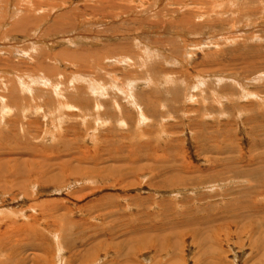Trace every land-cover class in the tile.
<instances>
[{
    "label": "rangeland",
    "instance_id": "1",
    "mask_svg": "<svg viewBox=\"0 0 264 264\" xmlns=\"http://www.w3.org/2000/svg\"><path fill=\"white\" fill-rule=\"evenodd\" d=\"M49 259L264 264V0H0V264Z\"/></svg>",
    "mask_w": 264,
    "mask_h": 264
},
{
    "label": "bare ground",
    "instance_id": "2",
    "mask_svg": "<svg viewBox=\"0 0 264 264\" xmlns=\"http://www.w3.org/2000/svg\"><path fill=\"white\" fill-rule=\"evenodd\" d=\"M104 7V6H103ZM101 9V8H100ZM184 20V19H183ZM75 43V42H74ZM66 67V66H65ZM37 82V81H36ZM95 82V81H94ZM88 84V83H87ZM88 85H90V86H93V84L91 85V84H88ZM95 85V84H94ZM25 87V86H24ZM89 87V86H88ZM97 87V86H96ZM91 88V87H90ZM27 89V88H26ZM90 90V89H89ZM93 92V91H92ZM60 93V92H59ZM3 106V105H2ZM5 111V110H4ZM15 160V159H14ZM17 161V160H16ZM17 169V168H16ZM6 173V172H5ZM8 175V174H7ZM17 186V185H16ZM9 237V236H8ZM20 241V240H19ZM40 247V246H39ZM48 247V246H47ZM41 249H43L42 248V246L40 247ZM61 250V249H60ZM49 252V251H48ZM62 254H63V252H61L60 254H59V256L61 257L62 256ZM48 255V254H47ZM57 255V254H56ZM64 256V255H63ZM55 257H57V256H55ZM44 260H46L45 258H43ZM58 259H59V257H58ZM47 261V260H46ZM63 261V260H62ZM69 261V260H68ZM50 262V259H49V261H48V264H52V263H49ZM40 263V262H39ZM60 263V262H59ZM69 264V263H68Z\"/></svg>",
    "mask_w": 264,
    "mask_h": 264
}]
</instances>
